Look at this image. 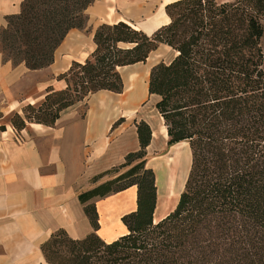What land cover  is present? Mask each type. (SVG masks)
<instances>
[{
    "label": "trees",
    "instance_id": "16d2710c",
    "mask_svg": "<svg viewBox=\"0 0 264 264\" xmlns=\"http://www.w3.org/2000/svg\"><path fill=\"white\" fill-rule=\"evenodd\" d=\"M95 1L22 0L0 27L2 59L49 66L67 33L86 26ZM164 11L169 21L150 34L122 20L99 24L93 49L56 75L62 86L49 84L41 98L10 112L16 130L27 122L53 125L93 92H121V66L144 62L160 43L173 52L151 67L147 93L167 144L188 142L191 150L174 207L154 220L157 183L146 157L152 126L140 118L138 148L108 170L114 177L79 193L86 202L135 184L136 208L121 216L126 231L101 238L88 202L92 230L81 238L53 231L40 243L47 264H264V0H175Z\"/></svg>",
    "mask_w": 264,
    "mask_h": 264
},
{
    "label": "crops",
    "instance_id": "0c3cea01",
    "mask_svg": "<svg viewBox=\"0 0 264 264\" xmlns=\"http://www.w3.org/2000/svg\"><path fill=\"white\" fill-rule=\"evenodd\" d=\"M172 1L175 0H96L87 13L94 27L122 20L150 34L169 21L164 6ZM225 1L231 0H219ZM21 2L0 0V27L6 15L19 12ZM78 34L79 29L70 30L55 49L53 62L43 68L13 65L3 60L0 53V264H47L40 243L53 231L61 228L69 236L81 238L92 230L84 209L88 202L95 204L99 224L96 232L106 241L126 231L121 216L136 208L135 184L93 196L86 202H81L79 193L114 177L115 171L108 170L120 164L127 152L138 148L134 118L147 95V81L142 83L140 76L146 79L149 69L139 74V82L137 78L133 80L135 84L131 81L133 74L127 76L121 92L101 89L91 93L84 115L77 103L64 109L53 125L27 122L16 130L9 121L10 112H21L25 98L22 91L18 95V90L30 73L45 68L52 71L55 84L48 82L50 78L39 80L37 91L49 84L62 86L63 82L55 76L67 69L72 60L82 61L93 49L92 41L90 49L81 54L84 42ZM119 118L123 120L113 126ZM159 127L167 137L165 125L161 123ZM154 132L152 128V139ZM179 147L165 150L168 162ZM186 151L183 155H187ZM167 165L171 167L172 163ZM189 166L190 161L186 176ZM166 188L174 189L172 180ZM155 214L156 208L154 220Z\"/></svg>",
    "mask_w": 264,
    "mask_h": 264
},
{
    "label": "rangeland",
    "instance_id": "374dc122",
    "mask_svg": "<svg viewBox=\"0 0 264 264\" xmlns=\"http://www.w3.org/2000/svg\"><path fill=\"white\" fill-rule=\"evenodd\" d=\"M216 1L219 2V0ZM164 17L165 16H163V18ZM96 27L93 26L91 18H89L86 26L83 29L79 30L78 38H82L84 42L82 45L83 49L81 54H83V52H87L90 49L89 44L92 42L93 32ZM260 44L264 54V31H263V36L260 39ZM172 54L173 52L168 45L164 43H160L155 49L151 50V52L149 53V55L147 56L144 62H140L139 64L133 65L134 67L128 66L120 69L123 82L126 80L125 78L127 76H131L132 74H133L132 75L133 78L131 80L132 83L135 84L139 82L140 79L142 83L146 81L148 82V76L151 67L160 61L169 60ZM263 68H264V60H263ZM148 69L149 71L147 78L146 79L141 78L140 76V79H138L139 74L141 73L142 75V72ZM51 72L52 71L50 68L40 69L37 71H33L27 76V78H25V81L22 84L23 86L18 90V95L19 92L21 93L22 91L23 97L25 98L22 104L20 105V107L28 101L33 102L42 97L44 88L41 89V91H37L36 88L37 81L50 78L48 82L51 83L54 82L55 84L54 78H51L53 77V74ZM136 78H137V82H133V80ZM130 85L131 83L129 84V86ZM35 96L38 98L36 99L33 98ZM154 100H155L154 96H149L147 93V95L144 97V99L140 102V104L137 107L138 109L136 111V117L134 118V124L136 120H139L140 118H145L148 121H150L151 126L152 128H154L155 131L154 132L155 137L151 140L150 144L146 148L147 151L146 157H147V165L151 166L154 169L156 176V183H157V207L155 214V221H156L160 217H162V215H164L167 211L171 210L174 207L178 195L180 191L183 189L182 184H183V180L186 179L185 176L187 171V165L191 159V150L190 148H188L189 144L187 145V144L175 143V145L172 146L173 148L171 147L172 144L171 145L167 144V137L166 135L164 136V131L159 127V125L163 123V120H161L159 113L153 106ZM78 104H81L80 105L81 110H83L84 105L81 102ZM176 147H179V149L177 150L175 156H173L174 158L171 159V161L169 160L170 162H168V157L165 158L164 155L165 150L169 152L172 148V150L174 151ZM187 148L188 151H186ZM185 151L187 155H183V152ZM165 160H167L165 162L166 164L165 163L161 164V161L164 162ZM168 163H172L171 167L167 165ZM171 180L174 185V189L166 188L168 182L170 183Z\"/></svg>",
    "mask_w": 264,
    "mask_h": 264
}]
</instances>
